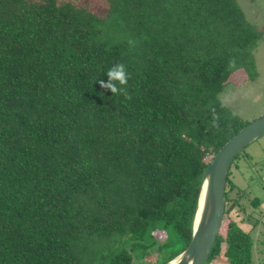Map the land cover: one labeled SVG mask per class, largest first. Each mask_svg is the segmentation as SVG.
<instances>
[{"label": "trees", "instance_id": "trees-1", "mask_svg": "<svg viewBox=\"0 0 264 264\" xmlns=\"http://www.w3.org/2000/svg\"><path fill=\"white\" fill-rule=\"evenodd\" d=\"M263 37L237 0H0V264L177 257L209 161L249 123L219 94L237 69L256 78ZM117 63L130 100L99 83ZM230 173L206 264H252Z\"/></svg>", "mask_w": 264, "mask_h": 264}, {"label": "rangeland", "instance_id": "rangeland-1", "mask_svg": "<svg viewBox=\"0 0 264 264\" xmlns=\"http://www.w3.org/2000/svg\"><path fill=\"white\" fill-rule=\"evenodd\" d=\"M237 1L248 20L264 29V0ZM254 57L258 73L256 78L250 80L244 69H237L219 94L230 110L248 122L264 115V37L258 42ZM244 151L247 153L244 154ZM244 151L230 166L229 178L234 184L230 196L232 202L239 201L230 215L252 236V264H264V135L246 146ZM255 196L261 199L257 206L252 202ZM227 221L225 218L223 225ZM223 225L222 231L225 230ZM154 234L161 243L168 239L166 232L156 231ZM178 246L181 248L182 243ZM175 249L179 250V247ZM153 256H158V251L153 252ZM207 264H227V258L221 254Z\"/></svg>", "mask_w": 264, "mask_h": 264}, {"label": "water", "instance_id": "water-1", "mask_svg": "<svg viewBox=\"0 0 264 264\" xmlns=\"http://www.w3.org/2000/svg\"><path fill=\"white\" fill-rule=\"evenodd\" d=\"M264 135V115L250 121L211 158L204 174L193 234L186 248L163 264H206L225 214V185L234 158Z\"/></svg>", "mask_w": 264, "mask_h": 264}, {"label": "clouds", "instance_id": "clouds-1", "mask_svg": "<svg viewBox=\"0 0 264 264\" xmlns=\"http://www.w3.org/2000/svg\"><path fill=\"white\" fill-rule=\"evenodd\" d=\"M129 44L131 45L132 41H129ZM235 66V60H230L229 67L234 68ZM106 75L108 77L107 82H105L104 80L99 81L102 88L109 89L113 95H123L126 100H130L132 98L127 89L130 74L128 73L125 64H114L108 69ZM221 106L223 107L224 105ZM211 111L213 126H216L218 124L220 116L216 112L215 108L211 109ZM233 115H235V113H233Z\"/></svg>", "mask_w": 264, "mask_h": 264}]
</instances>
